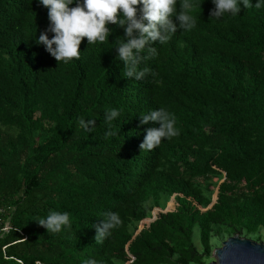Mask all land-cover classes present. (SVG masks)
Listing matches in <instances>:
<instances>
[{
	"label": "trees",
	"instance_id": "16d2710c",
	"mask_svg": "<svg viewBox=\"0 0 264 264\" xmlns=\"http://www.w3.org/2000/svg\"><path fill=\"white\" fill-rule=\"evenodd\" d=\"M193 4L192 30L177 27L134 53L149 70L135 80L118 56L123 26L109 24L103 43L83 38L80 59L58 63L36 43L50 26L47 8L0 0V207L10 225L0 264H208L228 237L260 242L264 7L215 19L211 0ZM158 107L175 115L179 135L141 150L145 130L158 127L141 115ZM113 108L120 115L108 123ZM81 119L95 125L86 131ZM173 196L174 210L135 234ZM49 210L67 211L71 227L47 232L37 219ZM108 210L121 225L98 244Z\"/></svg>",
	"mask_w": 264,
	"mask_h": 264
},
{
	"label": "clouds",
	"instance_id": "9594fccd",
	"mask_svg": "<svg viewBox=\"0 0 264 264\" xmlns=\"http://www.w3.org/2000/svg\"><path fill=\"white\" fill-rule=\"evenodd\" d=\"M47 8V17L50 22L46 32L37 38V44H43L55 60L68 63L73 59L79 60L81 51L79 45L83 38L87 44L103 43L110 34L109 24L124 27L127 42H117L119 59L124 62L125 77L141 80L149 71L139 69L134 53H140L149 42H166L177 27L183 31L192 30L197 23L192 15L193 0H38ZM214 8L210 10V18L220 19L229 14H240L241 7L247 9L264 7V0H211ZM179 4V11L177 5ZM70 5H74L71 6ZM139 6V7H138ZM138 11L141 15L138 17ZM175 17L177 23L173 22ZM146 21V23H144ZM134 30L138 36L132 38ZM47 32L54 35L49 38ZM149 54L155 53L154 47L148 48ZM120 113L113 108L106 111L104 119L111 123ZM153 121L158 127L145 130L141 150L150 151L161 144L162 140L171 139L179 135L176 127V117L164 107L151 109L141 115L140 123ZM89 125L94 126V119H81L80 126L86 131ZM103 220L96 226L95 241L102 244L111 235L113 229L121 225V218L115 211H105ZM50 234L61 233L71 227L70 216L67 211L49 210L47 215L37 219ZM84 264H99L95 258H87Z\"/></svg>",
	"mask_w": 264,
	"mask_h": 264
},
{
	"label": "water",
	"instance_id": "95a60500",
	"mask_svg": "<svg viewBox=\"0 0 264 264\" xmlns=\"http://www.w3.org/2000/svg\"><path fill=\"white\" fill-rule=\"evenodd\" d=\"M215 200L216 192L207 208H210ZM172 202H174V196L167 203L164 210L157 208L159 213L172 211L170 210ZM155 218L156 216L152 215V219L143 220L135 234H138L143 228V223L148 225ZM211 257L212 260L208 264H264V239L260 238V242H256L238 234L233 235L222 241L219 247L214 248Z\"/></svg>",
	"mask_w": 264,
	"mask_h": 264
},
{
	"label": "rangeland",
	"instance_id": "374dc122",
	"mask_svg": "<svg viewBox=\"0 0 264 264\" xmlns=\"http://www.w3.org/2000/svg\"><path fill=\"white\" fill-rule=\"evenodd\" d=\"M174 208H175V203L172 202V205H171L170 210H174ZM158 213H159L158 209L155 208V209L153 210L152 214H151V217L148 218V219H149V220L152 219V215L156 216ZM148 219H147V220H148ZM145 221H146V220H145ZM143 225H147V224H146V223H143ZM259 236H260L261 239H264V228L261 229V230L259 231ZM194 240H195V244L198 246V231H197V230H195ZM215 241H216V240H215ZM220 245H221V242H217V246H216V247H219Z\"/></svg>",
	"mask_w": 264,
	"mask_h": 264
},
{
	"label": "built area",
	"instance_id": "2783aa9c",
	"mask_svg": "<svg viewBox=\"0 0 264 264\" xmlns=\"http://www.w3.org/2000/svg\"><path fill=\"white\" fill-rule=\"evenodd\" d=\"M10 230V225L8 221H6L3 217V209L0 207V236L8 233ZM35 264H40L39 262H36Z\"/></svg>",
	"mask_w": 264,
	"mask_h": 264
}]
</instances>
